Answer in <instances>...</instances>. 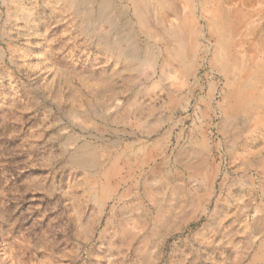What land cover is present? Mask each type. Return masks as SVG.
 <instances>
[{
    "label": "rangeland",
    "instance_id": "374dc122",
    "mask_svg": "<svg viewBox=\"0 0 264 264\" xmlns=\"http://www.w3.org/2000/svg\"><path fill=\"white\" fill-rule=\"evenodd\" d=\"M134 1L154 68L99 0H0V264H264V0Z\"/></svg>",
    "mask_w": 264,
    "mask_h": 264
},
{
    "label": "bare ground",
    "instance_id": "6f19581e",
    "mask_svg": "<svg viewBox=\"0 0 264 264\" xmlns=\"http://www.w3.org/2000/svg\"><path fill=\"white\" fill-rule=\"evenodd\" d=\"M67 4H69L76 11H79V7L83 6V19L85 22L92 21L94 18V14L88 8L90 4H95L97 0H64ZM235 1V0H233ZM134 5H145L146 2L144 0H136L133 2ZM158 7H173V2L169 4H163L161 1H156ZM240 4V3H239ZM189 7V6H188ZM114 4L113 0H99V9L97 16L93 19L97 26L106 25L109 27L111 33H115L114 39L105 38L100 39L101 45H110L112 46V50L120 52L122 57L126 60L137 64V66H150L151 68L155 67V55L151 53H146L142 58L140 54V50L138 49L135 40L132 38V35L122 36L117 35V29L122 25L119 22V19L113 14ZM122 13V12H121ZM138 18L141 20L143 17L138 14ZM156 32H151V37H155ZM180 50V42L178 41V46L176 45V51ZM166 52V51H165ZM168 53V51H167ZM174 60L180 59V54L177 53L173 55ZM182 59V58H181ZM157 63V62H156Z\"/></svg>",
    "mask_w": 264,
    "mask_h": 264
},
{
    "label": "crops",
    "instance_id": "0c3cea01",
    "mask_svg": "<svg viewBox=\"0 0 264 264\" xmlns=\"http://www.w3.org/2000/svg\"><path fill=\"white\" fill-rule=\"evenodd\" d=\"M187 45H185V49H186V55L188 57V59H191V62L193 63V67H192V71L190 73H192L197 66L198 63V56L197 55H190L187 52ZM182 63V62H181ZM181 63H177L175 61H173V59L171 57H169L167 54H165V57L162 58V68L163 70L160 73L163 74H167V75H185L186 71L183 70L182 64ZM159 72L156 70V73Z\"/></svg>",
    "mask_w": 264,
    "mask_h": 264
}]
</instances>
